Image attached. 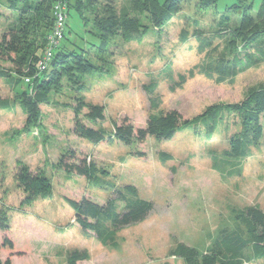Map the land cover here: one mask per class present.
Here are the masks:
<instances>
[{"label":"rangeland","instance_id":"1","mask_svg":"<svg viewBox=\"0 0 264 264\" xmlns=\"http://www.w3.org/2000/svg\"><path fill=\"white\" fill-rule=\"evenodd\" d=\"M194 1H182L159 31L150 29L137 39L117 34L101 53L87 43L97 41L70 12L68 37L84 39L97 68L83 78L81 89L63 79L37 104L36 112L23 102L24 97L32 99L33 91L17 77L13 63L0 57V70L9 74L0 77V211L3 206L7 216L0 242L4 236L13 242L11 250H0L1 264H66V252L72 249L87 251L88 259L78 264H184L168 254L176 243L203 251L223 228L235 226L238 209L257 205L264 212V140L252 147L249 157H222L228 133L218 128L206 137L202 122L196 129L192 124L208 107L241 102L249 87L263 85L264 61L225 81L202 73L199 64L206 50L217 46L216 54L222 41L212 37L211 45L200 49L194 33L203 29L210 35L214 16L209 9L196 8ZM234 1L218 0L217 9ZM251 1L252 11L262 2ZM126 3L115 0L118 9ZM13 19L8 3L0 0V37ZM43 49H36L35 61ZM151 82L155 88L149 93ZM90 104L103 108L102 120L86 117ZM150 113L172 115L177 129L171 138L134 135L126 144L117 137L92 141L80 132V123L106 134L121 123L137 129L145 126ZM62 156L64 162L89 163L113 188L133 184L141 197L152 201L144 220L117 232L116 248L101 245L92 232L84 233L64 199L84 196L104 202L112 189L65 172ZM38 174L50 178L49 193H31L24 202L27 180ZM24 175L28 177L21 182ZM242 264H264V245L249 242Z\"/></svg>","mask_w":264,"mask_h":264},{"label":"trees","instance_id":"2","mask_svg":"<svg viewBox=\"0 0 264 264\" xmlns=\"http://www.w3.org/2000/svg\"><path fill=\"white\" fill-rule=\"evenodd\" d=\"M5 1L14 12V19L0 37V57H7L13 63L15 74L22 81L25 76L31 78L26 85L33 91V97L31 100L24 97L23 102L31 112H36L37 104L47 97L50 89H56L63 79L81 89L83 78L97 68L88 51L90 47L86 49L83 44L84 39L81 37L82 41H79L68 37L71 32L68 21L70 12L73 11L81 21L83 32L97 41L94 44L90 39L87 43L101 53L107 42L117 34L137 39L150 29L159 31L166 20L181 9L184 0H127L122 9L116 7L115 0H66L68 17L64 37L42 72L35 69L34 53L36 49L46 46L53 24L55 0ZM217 1H194L196 8L209 9L214 16L208 25L211 34L204 35L203 29H197L194 36L199 39L201 50L211 45L212 37L222 41L221 49L216 54L213 53L217 46L206 50L199 70L207 77L225 81L247 67L264 61V0L255 11H252L251 0H235L223 10L217 9ZM180 35L185 38L186 30H182ZM0 77H9V74L0 70ZM180 80H183V76ZM154 88L155 82H151L147 90L151 93ZM153 105L155 106L154 103ZM86 117L91 121L102 120L103 108L100 105H88ZM199 121L202 122L206 137L218 128L228 133L227 146L220 152L222 157H249L252 147H257L264 140V84L249 87L241 102L208 107L192 123L195 129ZM79 127L81 135L89 140L98 142L117 137L129 144L134 135L139 139L146 136L171 138L177 124L171 114L150 113L144 127L134 129L129 123H121L114 125L112 134H106L100 127L93 129L82 123ZM212 157L215 160L216 155ZM62 158L63 156L60 162L65 172L84 176L100 189H112V195L104 202L84 196L80 199H64L74 212L76 224L84 233L92 232L101 245L116 248L117 232L144 220L153 208L152 201L141 197L133 184L113 188L112 182L96 175L94 167L85 161L79 164L68 163L62 161ZM27 177L28 175L21 176L22 180H19L26 181ZM27 181L30 185L24 189V202L30 200L31 193L39 192L42 197L48 195L51 188L49 177L38 174ZM235 216L238 221L235 226L232 229L223 228L205 250L199 251L193 246L178 242L168 254L181 258L184 264H242L243 251L249 242L264 245V212L257 205H247L238 209ZM5 220L6 209L2 206L0 228L3 231L7 230ZM12 247V240L4 236L0 242V250H11ZM86 259V250L72 249L65 255L66 264H78ZM4 264H9V261L6 260Z\"/></svg>","mask_w":264,"mask_h":264},{"label":"built area","instance_id":"3","mask_svg":"<svg viewBox=\"0 0 264 264\" xmlns=\"http://www.w3.org/2000/svg\"><path fill=\"white\" fill-rule=\"evenodd\" d=\"M67 17V1L55 0L53 4V24L47 36L46 46L35 63V69L37 71L42 72L47 68L54 50L57 49L62 42ZM23 79L25 82H30L31 78L25 76Z\"/></svg>","mask_w":264,"mask_h":264}]
</instances>
